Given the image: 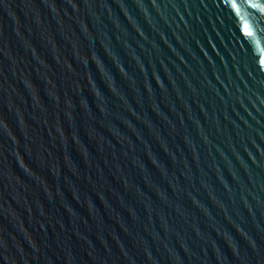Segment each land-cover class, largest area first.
<instances>
[{"label": "water", "instance_id": "obj_1", "mask_svg": "<svg viewBox=\"0 0 264 264\" xmlns=\"http://www.w3.org/2000/svg\"><path fill=\"white\" fill-rule=\"evenodd\" d=\"M0 264H264V0H0Z\"/></svg>", "mask_w": 264, "mask_h": 264}]
</instances>
